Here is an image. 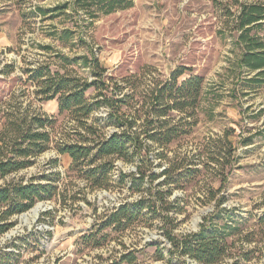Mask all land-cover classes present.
I'll use <instances>...</instances> for the list:
<instances>
[{
	"label": "rangeland",
	"instance_id": "rangeland-1",
	"mask_svg": "<svg viewBox=\"0 0 264 264\" xmlns=\"http://www.w3.org/2000/svg\"><path fill=\"white\" fill-rule=\"evenodd\" d=\"M244 2L135 0L129 10L91 21L85 13L70 9L54 13L59 4L55 0H0V25L15 31L12 46L0 48V129L7 111L27 106L56 117L58 137L71 128L68 118L58 117L57 101L37 100L39 88L28 81L30 72L44 64H50L52 73L68 72L92 82L97 78L84 60L95 57L105 70L106 80H129V90L134 86L136 100L179 69L184 70L180 81L192 76L203 78L199 122L189 135L168 148L170 157H178L187 168L196 166L202 170L193 183L184 190H175L171 197V201L183 199L173 204L180 208L170 209L177 217L176 233L199 231L203 218L214 211L213 202H204L206 193L213 190L216 199H225L221 210L228 218L220 227L231 221L239 226L228 238L235 255L222 264H236L239 251L250 255L249 261L240 260L238 264H264V222L260 221L264 217V113L259 115V111H264V87L249 91L239 79L237 61L241 51L235 45L237 33L233 28L234 17ZM229 11L234 17L229 16ZM68 33V40L61 41ZM258 35L264 38V28ZM8 37L13 38L10 34ZM63 56L77 63L64 66ZM6 67L9 73L3 74ZM96 95V89H91L86 98L92 100ZM108 112L102 107L93 114L100 120L104 137L116 132L114 126L105 122ZM231 130L236 167L230 173L228 167L227 181L222 184L212 170L215 165L209 164L208 169L203 166L209 152L225 155L226 144L219 145L217 141ZM241 138H251L252 142L242 145ZM56 159L58 164L51 167L49 162ZM220 161L223 163L222 158ZM137 164L138 161L117 162L112 186L108 190H90L70 170L69 156H61L55 149L44 153L33 167L8 180L59 173L58 196L37 203L43 211L35 221L22 222L23 214L13 217L14 227L0 237V252L19 254L14 264H197L170 253L171 246L162 234L159 220L138 228L129 225L123 232H98L107 212L140 198V194L129 189L131 178L126 179L123 188L116 182L120 172L135 173ZM168 165L163 162L155 173L160 174ZM163 180L164 177L159 178ZM247 235L250 243L245 239Z\"/></svg>",
	"mask_w": 264,
	"mask_h": 264
},
{
	"label": "trees",
	"instance_id": "trees-1",
	"mask_svg": "<svg viewBox=\"0 0 264 264\" xmlns=\"http://www.w3.org/2000/svg\"><path fill=\"white\" fill-rule=\"evenodd\" d=\"M55 1L59 4L53 9L54 13L70 9L76 13L83 12L94 21L100 16L133 8L135 0ZM238 11L235 17L231 11L228 13L234 17L233 31L237 33L235 45L241 51L237 61L239 79L244 81L249 91H254L264 87V38L258 35L259 30L264 28V0H246L240 4ZM69 35L61 38V41L68 40ZM62 60L64 66L77 63L65 56ZM84 62L86 67L93 69L96 80L89 82L68 72L64 75L52 73L50 64L30 72L28 79L39 88L37 100H56L58 117L69 119L72 126L65 130L63 137L55 134L57 118L40 109L14 107L4 114L0 129V181H3L0 184V237L14 227L11 222L13 217L27 213L39 202L54 200L58 196L59 173L8 180L33 167L35 160L55 149L59 155L71 158L70 170L76 173L78 179L86 182L90 190H108L112 186L115 182L112 174L117 162L133 164L138 161L135 173L127 175L120 172L116 182L119 188H123L126 179L131 178L129 189L140 194V198L131 204L119 206L111 213L107 212L98 232L110 229L123 232L129 225L138 228L159 220L162 234L170 243L171 254L197 264H222L234 256L228 238L234 235L239 226L231 221L220 227L228 216H223L221 210L225 199H216L215 191L210 190L204 196L205 203H214V211L203 218L197 232L176 233L177 217L175 213H170L171 208H180V205L173 207V204L183 200L175 198L171 201L174 191L186 189L202 174L200 168H187L178 157H170L168 148L179 138L189 135L198 124L204 79L192 76L180 81L184 70L179 69L136 100L137 93L134 86L129 90L131 84L128 79H122L120 83L106 80L105 70L95 57L91 60L86 58ZM7 69L3 74L9 73ZM91 89H96L97 95L89 100L86 94ZM102 107L109 111L105 122L116 128V132L109 137H104L100 120L93 117L95 111ZM263 113V110L259 111V115ZM233 132L231 130L218 138L217 144H226L225 155L220 157V152H209L208 162L203 166L208 169L209 164L215 165L212 170L222 184L226 183L228 174L236 167V149L230 140ZM251 142V138H241L242 145L248 146ZM165 161L169 162L168 167L156 174L155 169ZM57 164V159L49 162L51 167ZM228 167L230 170L226 174ZM161 177H164L163 181H159ZM260 221L264 222V217ZM102 238L106 242L107 236ZM245 239L250 243L249 235ZM237 253L236 264L240 260L249 261L248 252ZM18 255L0 252L3 264H14Z\"/></svg>",
	"mask_w": 264,
	"mask_h": 264
},
{
	"label": "crops",
	"instance_id": "crops-1",
	"mask_svg": "<svg viewBox=\"0 0 264 264\" xmlns=\"http://www.w3.org/2000/svg\"><path fill=\"white\" fill-rule=\"evenodd\" d=\"M1 26L2 25H0V48L10 47L12 46V42L14 41L15 31L14 29L10 30L8 25H3V27ZM8 34H10V36L13 38H9Z\"/></svg>",
	"mask_w": 264,
	"mask_h": 264
},
{
	"label": "bare ground",
	"instance_id": "bare-ground-1",
	"mask_svg": "<svg viewBox=\"0 0 264 264\" xmlns=\"http://www.w3.org/2000/svg\"><path fill=\"white\" fill-rule=\"evenodd\" d=\"M42 211H43V206L41 204H37L28 213L23 214L21 216V220L24 223H29L30 221H35Z\"/></svg>",
	"mask_w": 264,
	"mask_h": 264
}]
</instances>
